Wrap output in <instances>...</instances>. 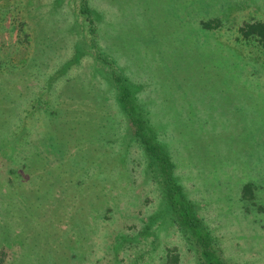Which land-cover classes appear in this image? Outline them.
<instances>
[{
	"label": "rangeland",
	"instance_id": "obj_1",
	"mask_svg": "<svg viewBox=\"0 0 264 264\" xmlns=\"http://www.w3.org/2000/svg\"><path fill=\"white\" fill-rule=\"evenodd\" d=\"M257 21L264 0H0V264H210L197 236L264 264Z\"/></svg>",
	"mask_w": 264,
	"mask_h": 264
},
{
	"label": "trees",
	"instance_id": "obj_2",
	"mask_svg": "<svg viewBox=\"0 0 264 264\" xmlns=\"http://www.w3.org/2000/svg\"><path fill=\"white\" fill-rule=\"evenodd\" d=\"M242 32L245 36H248L249 34L253 35L255 34L258 38V40L261 43H264V24L262 22H253V23H247L245 26L241 27ZM123 99V98H122ZM121 99V100H122ZM126 104V103H125ZM125 104L122 103V106H125ZM126 106H128V104H126ZM129 117V121L131 124H134L132 127L133 133L137 136V138L140 141V144L143 146L144 150L147 151L151 157L154 160H159L161 163V168L167 169V164L169 165V161H168V157L167 154L164 153V151L162 150V146L164 143L163 142H156V141H152L151 138L149 136H147L146 134L144 135L142 132V126L143 123L141 121V119L133 116V115H128ZM0 128H5V121H0ZM166 172V170H165ZM251 184L249 182H245L242 186V191L246 192L248 191V194L250 195V197L253 196L252 192H251ZM61 188V186H60ZM41 234V232H40ZM54 237H52V239H54ZM198 240L200 241L201 244V251L203 253V255L205 256V258L209 261L210 264H219V262L217 261L216 257L213 254V251L211 249V247L208 245L207 240L204 238V236H197Z\"/></svg>",
	"mask_w": 264,
	"mask_h": 264
}]
</instances>
